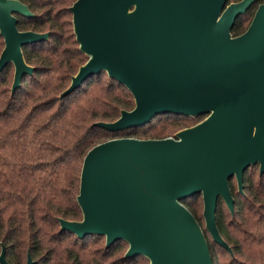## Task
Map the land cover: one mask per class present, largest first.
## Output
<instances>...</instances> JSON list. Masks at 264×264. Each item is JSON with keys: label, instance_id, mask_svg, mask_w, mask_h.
<instances>
[{"label": "water", "instance_id": "1", "mask_svg": "<svg viewBox=\"0 0 264 264\" xmlns=\"http://www.w3.org/2000/svg\"><path fill=\"white\" fill-rule=\"evenodd\" d=\"M257 0H76L70 10L87 61L61 98L106 73L133 95L135 108L109 132L142 128L158 116H206L175 138H117L86 155L77 197L81 221L60 220L78 239L123 241L127 258L150 264H214L204 231L182 201L201 195L206 231L232 252L217 227L221 199L234 213L229 185L243 193L245 172L264 174V1L247 30L232 35L237 18ZM13 13L33 16L19 0H0L5 48L0 74L15 67L12 93L32 75L22 47L49 33L20 31ZM0 264H10L5 248ZM27 264H35L28 254Z\"/></svg>", "mask_w": 264, "mask_h": 264}, {"label": "trees", "instance_id": "2", "mask_svg": "<svg viewBox=\"0 0 264 264\" xmlns=\"http://www.w3.org/2000/svg\"><path fill=\"white\" fill-rule=\"evenodd\" d=\"M27 1L33 11L52 6L35 11L23 26L48 32L49 37L23 48L34 71L14 93L8 86L10 70L0 74V254L4 247L10 264H27L28 254L35 264H141L140 260L147 259L121 254L127 243L98 247L93 243L104 237L78 239L61 231L60 220L83 218L77 197L84 159L93 147L127 134L138 136L140 131L150 139H164L167 134L154 121L119 133L96 126L115 122L122 111L135 108L129 90L105 72L61 98L88 59L74 32L70 7L76 0ZM257 2L258 6L262 3ZM253 5L237 18L233 36L251 24L257 7ZM169 117L181 116L157 119L163 122ZM250 169L244 174L243 193L235 179L229 182L234 213L221 199L218 202L217 227L232 252L209 244L214 264H264V174L255 177ZM200 197L182 201L194 216L195 199Z\"/></svg>", "mask_w": 264, "mask_h": 264}, {"label": "rangeland", "instance_id": "3", "mask_svg": "<svg viewBox=\"0 0 264 264\" xmlns=\"http://www.w3.org/2000/svg\"><path fill=\"white\" fill-rule=\"evenodd\" d=\"M41 1H45V0H38V2ZM263 2L264 0H259V2ZM257 6L255 7V9L257 10L258 8V2L256 4H254L253 6ZM57 6V5H56ZM52 6L51 5H47L45 6L43 9H36L34 10V12H43L45 9H50ZM58 6L56 7V9H58ZM4 45V40L3 38L0 36V48H2ZM88 57V56H87ZM14 75H15V70L14 67H12V69L10 70L9 73V78H10V82H9V89H12L13 86V82H14ZM205 116L204 117H169V118H164L163 122H160L161 119H157V117L152 120L154 121V126H157L159 128V130H163L165 131L166 138H175L179 133H181L182 131H185L187 129H191L199 124H201L202 122L205 121ZM167 121V122H165ZM141 136H133V135H124L121 136L120 138H136V139H140V140H150V138H148L145 134V131H140L138 133ZM142 136H146V137H142ZM119 138V139H120ZM250 172L252 174L255 175V177H258L260 174V170L259 167H251ZM234 183L238 186L236 179L234 180ZM195 217L198 221V223L200 224V226L202 227L204 234L206 236V239L208 241V244H211L213 242L210 234L206 231V222H205V218H204V203H203V198H196L195 199ZM94 242V241H93ZM98 247H105L106 246V239H96L95 242L93 243ZM128 245H124L123 250L121 252V254H124L128 251ZM223 262L227 261L226 257L222 258ZM139 262H141V264H150L149 260H140Z\"/></svg>", "mask_w": 264, "mask_h": 264}, {"label": "flooded vegetation", "instance_id": "4", "mask_svg": "<svg viewBox=\"0 0 264 264\" xmlns=\"http://www.w3.org/2000/svg\"><path fill=\"white\" fill-rule=\"evenodd\" d=\"M20 2H22L23 4H25V5H27L28 7H29V9L31 10V12L33 13V16H35L36 14H35V12L33 11V8H31L30 6H29V3H28V1L26 0V2H25V0H19ZM260 4V3H259ZM14 15H15V17L17 18V20H18V22H17V26H18V29L20 30V31H29V30H25V27H23V26H25V20H28V19H30L31 17H33V16H25V15H22V14H20V13H13ZM22 28H21V27ZM30 31H34V30H30ZM36 32V31H35ZM39 33H43V32H39ZM46 33V32H45ZM233 35V34H232ZM0 36L3 38V40H4V45H3V47H2V50H1V52H0V56H1V53H2V51L4 50V48H5V39H4V37L1 35V33H0ZM26 45H24L23 47H22V50H23V48L25 47ZM23 55H24V52H23ZM25 58V57H24ZM12 67H14V65L12 64V63H9L7 66H5V69L3 70V72H5L6 70H11L12 69ZM14 70H15V67H14ZM205 116V115H204ZM204 116H199V117H204ZM205 118H207V115L205 116ZM256 167V166H255ZM259 167V166H258ZM235 179V178H234ZM231 181V180H230Z\"/></svg>", "mask_w": 264, "mask_h": 264}]
</instances>
